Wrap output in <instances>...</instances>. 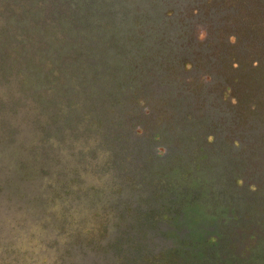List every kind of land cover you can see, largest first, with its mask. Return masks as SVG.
I'll list each match as a JSON object with an SVG mask.
<instances>
[{"label":"trees","instance_id":"16d2710c","mask_svg":"<svg viewBox=\"0 0 264 264\" xmlns=\"http://www.w3.org/2000/svg\"><path fill=\"white\" fill-rule=\"evenodd\" d=\"M4 1L5 59L21 51L49 147L72 150L80 130L129 182L110 264H264V126L240 128L220 92L227 68L264 69V0Z\"/></svg>","mask_w":264,"mask_h":264},{"label":"rangeland","instance_id":"374dc122","mask_svg":"<svg viewBox=\"0 0 264 264\" xmlns=\"http://www.w3.org/2000/svg\"><path fill=\"white\" fill-rule=\"evenodd\" d=\"M5 4L0 0V144L10 147L11 165L6 167L0 163V178L5 181L14 178L17 194L23 193L21 179L41 180V189L45 192L41 200L46 209L33 224L22 216L4 219L5 226L11 230V238L4 243L0 240V264H64L60 256L65 253L74 262L76 254L72 252L78 246L95 255V261L98 260L95 264H100L96 253H109L115 259L118 241L124 240L123 237L127 239L131 232L129 182L122 188L112 177L111 170L103 173L106 166H103L101 157L106 153L97 149L99 159H92V150L83 147L82 138L77 136L80 130L72 133L71 137L75 139L72 150L65 144L58 155L49 147L56 141L43 135L40 130L42 118L37 120V105L30 96L22 93L17 63V52L21 51L16 47L10 58L5 59L7 48L4 47L6 37L2 22L9 14ZM196 36L205 41V30L198 28ZM218 54L215 50V57ZM230 65L237 68L236 63ZM250 66L244 65L241 73L227 68L226 81L232 82V87L220 91L227 104L235 109L244 131L252 128L254 120L264 126V69L255 68L257 72H254ZM256 76L260 79L251 82ZM203 80L209 78L205 76ZM259 88L263 93L257 92ZM22 129L29 135V141L19 137ZM208 140L212 142L214 138L210 136ZM162 153L163 149L158 148V154ZM3 187L0 184V193ZM3 202L0 194V204ZM120 203L121 208L118 207ZM2 223L1 218L0 230ZM122 232L124 236H121Z\"/></svg>","mask_w":264,"mask_h":264},{"label":"water","instance_id":"95a60500","mask_svg":"<svg viewBox=\"0 0 264 264\" xmlns=\"http://www.w3.org/2000/svg\"><path fill=\"white\" fill-rule=\"evenodd\" d=\"M19 137L23 141H29L30 137L27 134L25 129L20 130ZM10 147H6L0 144V163L6 167L11 165L10 163V155L8 153ZM55 153L61 155V150H54ZM9 172V171H7ZM13 179V180H12ZM11 180L8 179L5 181L4 179L0 178V184H3L4 187L2 189L3 199L5 202L0 204V219L2 218V229L0 230V240L2 243L6 242L8 238H11V230L8 226H5L4 219L10 220L15 219V217L22 216L23 219L28 222L29 224H33L38 220L39 214L45 212V205L42 203V196L44 195V191L41 189V180L37 181H28L21 179V189L23 193L17 194L16 193V186L15 179L12 178ZM34 198L35 200H32ZM130 199L133 197L130 195ZM20 206V208H18ZM131 222V217H130ZM109 233L111 234L112 231L109 229ZM74 255L76 254V259H73L74 262L70 261V255L65 253L66 255L60 256V261L64 264H95L98 262L95 261V255L93 253L87 252V250H82L81 247H77L72 252ZM72 254V255H73ZM100 258V264H109L113 263L114 258L106 253L105 255L100 253H96ZM102 255V256H101ZM81 257L77 259V257ZM59 261V262H60ZM72 262V263H71ZM106 262V263H104Z\"/></svg>","mask_w":264,"mask_h":264},{"label":"bare ground","instance_id":"6f19581e","mask_svg":"<svg viewBox=\"0 0 264 264\" xmlns=\"http://www.w3.org/2000/svg\"><path fill=\"white\" fill-rule=\"evenodd\" d=\"M183 231H184V229H183Z\"/></svg>","mask_w":264,"mask_h":264}]
</instances>
